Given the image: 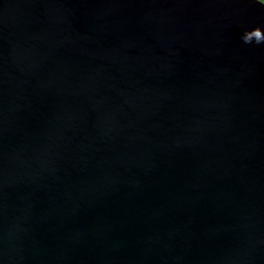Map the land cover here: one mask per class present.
<instances>
[{"label":"water","instance_id":"95a60500","mask_svg":"<svg viewBox=\"0 0 264 264\" xmlns=\"http://www.w3.org/2000/svg\"><path fill=\"white\" fill-rule=\"evenodd\" d=\"M257 0H0V264H264Z\"/></svg>","mask_w":264,"mask_h":264},{"label":"clouds","instance_id":"9594fccd","mask_svg":"<svg viewBox=\"0 0 264 264\" xmlns=\"http://www.w3.org/2000/svg\"><path fill=\"white\" fill-rule=\"evenodd\" d=\"M257 2L264 5V0H257ZM242 40L245 43H251L253 41L257 44L264 43V31H262L259 27L246 31L242 36Z\"/></svg>","mask_w":264,"mask_h":264}]
</instances>
